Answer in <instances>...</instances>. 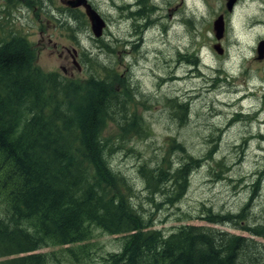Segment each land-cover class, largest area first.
Returning <instances> with one entry per match:
<instances>
[{
	"label": "rangeland",
	"instance_id": "1",
	"mask_svg": "<svg viewBox=\"0 0 264 264\" xmlns=\"http://www.w3.org/2000/svg\"><path fill=\"white\" fill-rule=\"evenodd\" d=\"M88 1L105 21L99 39L84 9L72 10L61 0H0V16L26 37L43 73L83 85L95 69L102 77L103 66L110 67L132 89L131 110L148 134L122 135L107 122L103 137L112 140L110 167L133 186L130 202L152 223L148 230L169 234L179 226H209L245 237L251 252L264 257V59H255L264 39V0H236L231 12L228 0ZM219 15L225 34L218 42L212 23ZM216 43L222 55L212 49ZM171 99L187 104L178 117L168 106ZM187 156L199 166L182 195L174 194L170 179L149 196L138 168L157 169L165 160L164 170L172 174ZM5 211L0 193V216ZM208 212L239 216L238 222L209 224ZM122 244V235L92 226L81 244L48 245L37 253L49 255L46 264H104Z\"/></svg>",
	"mask_w": 264,
	"mask_h": 264
},
{
	"label": "trees",
	"instance_id": "2",
	"mask_svg": "<svg viewBox=\"0 0 264 264\" xmlns=\"http://www.w3.org/2000/svg\"><path fill=\"white\" fill-rule=\"evenodd\" d=\"M5 19L0 18V193L6 202L0 264H46L49 255L38 250L81 244L92 226L122 235L121 252L109 254L104 264H264L245 237L209 226H179L169 234L148 230L152 223L130 202L133 186L110 167L112 140L103 137L107 122L122 135L148 134L131 110L132 89L110 67L103 66L102 77L95 69L83 85L43 73L26 37ZM188 62L194 64L195 56ZM174 101L168 106L178 117L187 104ZM168 164L138 168L149 196L170 179L181 196L199 161L187 156L172 174L164 170ZM237 218L208 212L205 220L222 224Z\"/></svg>",
	"mask_w": 264,
	"mask_h": 264
},
{
	"label": "water",
	"instance_id": "3",
	"mask_svg": "<svg viewBox=\"0 0 264 264\" xmlns=\"http://www.w3.org/2000/svg\"><path fill=\"white\" fill-rule=\"evenodd\" d=\"M236 0H228L226 4V8L228 12L232 11V8L235 4ZM62 3L69 8L75 9L79 7L84 8L85 15L88 18L90 23V29L94 36V38L99 39L103 35V30L106 28L105 21L101 18V16L92 8V6L88 3L87 0H63ZM212 31L215 39L219 42L225 32V25L223 16L219 15L212 23ZM212 49L218 54H223V48L220 43H216L212 46ZM256 60L260 61L264 58V39L260 40L256 46Z\"/></svg>",
	"mask_w": 264,
	"mask_h": 264
},
{
	"label": "flooded vegetation",
	"instance_id": "4",
	"mask_svg": "<svg viewBox=\"0 0 264 264\" xmlns=\"http://www.w3.org/2000/svg\"><path fill=\"white\" fill-rule=\"evenodd\" d=\"M250 1L252 2L253 0H250ZM70 9H71V8H70ZM77 9H79V8H77ZM72 10H74V9H72ZM249 21H250V20H249ZM251 21H252V20H251ZM253 22H254V21H252V23H253ZM255 22H256V21H255ZM255 24L258 25L257 22H256ZM261 26H264V23H262ZM255 59H256V57H255ZM262 60H263V59H262ZM256 61H257V60H256ZM260 61H261V60H260Z\"/></svg>",
	"mask_w": 264,
	"mask_h": 264
},
{
	"label": "bare ground",
	"instance_id": "5",
	"mask_svg": "<svg viewBox=\"0 0 264 264\" xmlns=\"http://www.w3.org/2000/svg\"><path fill=\"white\" fill-rule=\"evenodd\" d=\"M43 6V5H42ZM65 13V12H64ZM66 14V13H65ZM68 14V13H67ZM48 16V15H47ZM63 20V19H62ZM140 20V19H139ZM58 21V20H57ZM68 21V19H67ZM75 24V23H74ZM140 25V24H139ZM142 29V28H141ZM188 63V62H187ZM172 100V99H171ZM175 102V101H174ZM170 105V104H169ZM66 106V105H65ZM61 107V106H60ZM176 107V106H175ZM179 110V109H178ZM184 110V109H183ZM178 112V111H177ZM187 112V111H186ZM177 114V113H176Z\"/></svg>",
	"mask_w": 264,
	"mask_h": 264
}]
</instances>
